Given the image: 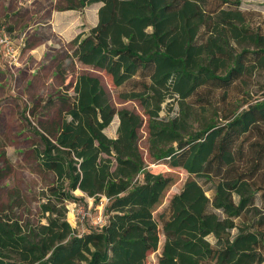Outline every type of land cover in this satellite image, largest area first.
I'll return each instance as SVG.
<instances>
[{"label": "trees", "instance_id": "obj_1", "mask_svg": "<svg viewBox=\"0 0 264 264\" xmlns=\"http://www.w3.org/2000/svg\"><path fill=\"white\" fill-rule=\"evenodd\" d=\"M67 1L100 5L71 58L138 103L147 155L143 117L112 106L97 77L61 85L42 117L30 111L34 161L50 182L37 207L10 195L0 208V264H147L160 235L157 264H264V100L230 97L264 69V33L240 0ZM147 160L187 174L157 218L172 180ZM75 191L106 200L102 224L80 234L66 220Z\"/></svg>", "mask_w": 264, "mask_h": 264}, {"label": "rangeland", "instance_id": "obj_2", "mask_svg": "<svg viewBox=\"0 0 264 264\" xmlns=\"http://www.w3.org/2000/svg\"><path fill=\"white\" fill-rule=\"evenodd\" d=\"M240 2V10L246 14L250 28L264 33V0ZM67 6L63 0H0V20L5 14L12 16L7 25L0 26V40L6 39L9 43L6 52L0 42V208L7 205L10 195H18L28 207H37V197L50 182V178L38 170L34 161L33 150H40L41 143L33 134L35 119L30 116V111L35 107V116L42 117L44 103L41 102L52 96L61 84L72 85L78 74L95 76L108 94L112 106L142 116L138 103L124 102L118 97L122 88L116 89L104 72L70 59V39L76 33L88 32L94 27L97 14L95 6L86 7L79 10L75 14L77 18L71 21L65 19L70 13H59L68 11ZM8 27L13 28L9 30ZM238 91L237 88L230 95L238 102L245 99L249 102L264 100V69L255 71L247 81V86L243 88L247 95ZM237 106L239 104L236 102ZM161 115L164 116V112ZM143 120L138 145L146 157L145 117ZM117 126L118 119L115 117L104 134L115 138ZM146 162L151 172L169 176L172 180L163 199L154 208L153 217L157 218L170 198L179 192L187 174L165 163ZM74 195L81 200L66 205L69 225L79 234L86 227L100 226L105 198L95 202L80 191H75ZM162 243L163 237L160 235L158 247L148 255L147 264H157Z\"/></svg>", "mask_w": 264, "mask_h": 264}, {"label": "crops", "instance_id": "obj_3", "mask_svg": "<svg viewBox=\"0 0 264 264\" xmlns=\"http://www.w3.org/2000/svg\"><path fill=\"white\" fill-rule=\"evenodd\" d=\"M64 2L67 3V5L69 6V2L67 0H63ZM68 6H67V9H68ZM91 6H95V10H96V14H97V11H98V8H99V4H94V5H91ZM90 7V6H89ZM86 8V7H85ZM80 10V9H79ZM79 10H68V11H62V12H59V13H70V15L68 17H65V19H68V20H71L73 21L74 19H76L77 17H75V14L79 11ZM12 19V16L9 15V14H5L3 15L2 19L0 20V26L1 25H7L10 20ZM96 23H97V20H96ZM9 26V25H8ZM3 28V27H2ZM11 28L13 27H8V29L10 30ZM79 34V33H78ZM77 35V33L70 39L71 41L73 40V38ZM70 41V42H71ZM70 59L71 58V53H70ZM73 60V59H72ZM75 61V60H73ZM76 62V61H75ZM78 63V62H77ZM80 64V63H79ZM79 75V74H78ZM75 81V80H74ZM62 85V84H61ZM74 85V83L72 84V86ZM61 86H59L60 88ZM72 89V88H71Z\"/></svg>", "mask_w": 264, "mask_h": 264}, {"label": "built area", "instance_id": "obj_4", "mask_svg": "<svg viewBox=\"0 0 264 264\" xmlns=\"http://www.w3.org/2000/svg\"><path fill=\"white\" fill-rule=\"evenodd\" d=\"M0 42H1V44H2L1 46L4 47L5 50H6V52H7L8 49H9V43L7 42V40H6V39H1ZM75 204H76V203H75Z\"/></svg>", "mask_w": 264, "mask_h": 264}]
</instances>
